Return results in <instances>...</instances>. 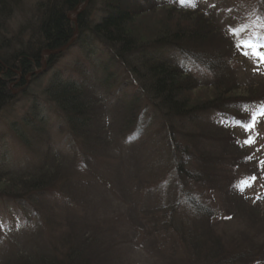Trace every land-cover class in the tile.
I'll return each instance as SVG.
<instances>
[{
	"label": "trees",
	"instance_id": "trees-1",
	"mask_svg": "<svg viewBox=\"0 0 264 264\" xmlns=\"http://www.w3.org/2000/svg\"><path fill=\"white\" fill-rule=\"evenodd\" d=\"M93 1L0 0V113L9 104L19 102V98L28 97L29 81L36 82L43 75H34L41 67V60L46 62L48 69L56 65L64 52L54 53L67 46L75 32L77 39H74L72 46L77 42L84 52V61L79 66L55 71L59 68L54 67L41 90L42 102L49 105L53 116L60 122L57 123L58 128L66 133L64 141L71 146H67V153L59 150L52 152L42 141L22 137L20 147L27 153L25 160L12 167L0 166V204L3 205L0 211V264H92V256L98 251L95 241L102 240L89 237L85 230L78 237L69 231L56 238L55 230L61 225L53 222L47 210L43 223L41 214L34 206L57 194L67 198L68 201L62 203L65 206L69 200H75L74 197L82 204L94 200L93 195H84L82 199L83 193L78 194L80 179H75L77 168L84 174L89 173L93 180L98 179L95 174L98 157L103 154L104 160L116 158L114 154L120 143L130 145L140 139L142 134L136 136L133 130L141 122L157 120L162 125L160 131L153 130L149 140H156L169 148L170 158L164 155L166 162L161 163L165 162L167 170L170 166V171H175L174 184H183V188H186L199 183L209 186L214 193L219 192L222 179L228 177L229 151L235 150L230 158L235 157L232 161L239 164L234 167L245 160L244 156H238L241 155L240 146L234 148L229 143L231 146L227 147L224 146L226 142L221 147V155L219 147L215 152L208 150L207 144L221 145L216 138L240 131V125H247L244 127L248 129V109L252 102L259 105L252 113L264 109L262 99L245 100L243 96L242 99L232 100L234 98L230 95V92L241 90L232 62L243 58L234 36H243L252 26L255 36H260L264 44V15L261 13L246 15L239 20L236 16L231 18L227 15L228 9L224 4L215 8L216 13L208 16L170 4H154L151 0H101L103 17L91 18L89 12ZM85 4L87 6L71 19L70 13L79 11ZM161 10L167 13L181 12L179 14L186 18V26L170 21L168 26L158 29L155 36L143 37L142 31L137 29L135 18L138 14L144 16L151 11ZM129 11H133V14ZM222 13L226 16L224 21L218 17ZM16 18L19 22L11 28ZM179 24L184 29L178 30ZM85 36L93 39L98 47L86 48L82 42ZM203 44L207 48L202 51ZM196 45H200L199 49ZM191 50L195 52L194 55H191ZM45 52L51 54L45 56ZM172 53L176 54V58ZM194 57L206 69L196 73L202 76L200 78L189 65ZM116 64L121 75L112 70ZM226 80L231 82L232 87L226 85ZM220 82L222 85L215 86ZM128 86L132 96L127 98L124 92H128ZM209 87H214V91L204 96L197 93ZM251 89L248 88L249 95ZM216 91L220 93L219 97ZM32 102L31 108L34 109L38 99L33 98ZM111 109L117 111L113 119L110 118ZM36 113L37 110L32 116L23 117L21 124L40 135L43 133L38 126L41 122L49 121L40 115V121L35 123ZM201 119H204L202 124L206 121V128L198 131L201 124L197 122ZM98 125L109 129L106 132L102 128L98 130ZM197 132L200 134L197 135ZM122 159H126L127 165H130L129 156L122 154ZM190 166L194 169L192 172L189 171ZM177 185L173 192L178 193ZM172 186L168 192H172ZM85 189L86 193L91 191V188ZM211 191L209 194H212ZM178 195L181 197L172 205L174 207L170 214L158 220L164 233L172 231L179 237L171 241L166 248L167 257L161 262L244 264L241 261L244 258L247 263L252 262L247 251L244 255V251L240 252L241 247L235 242L237 237H232V245L230 240V249L224 245L222 236L214 235L211 220L215 215L212 210L189 192ZM227 196L224 194V200L231 203ZM100 200L106 203L88 209L95 212L93 221L101 225L95 216L104 210H112L114 202L106 198L105 193ZM228 204V212H231L232 206L234 210L238 208L235 204ZM179 206L186 207L187 212L190 211V215L199 221L198 229L186 227L182 221L174 224V214ZM138 207L139 204L133 203V210ZM140 207L145 210L143 216L152 214L149 212L151 206ZM67 208L61 207L60 210ZM263 222L264 216L258 219L257 224L263 226ZM240 235L242 239L246 236L244 232Z\"/></svg>",
	"mask_w": 264,
	"mask_h": 264
},
{
	"label": "rangeland",
	"instance_id": "rangeland-1",
	"mask_svg": "<svg viewBox=\"0 0 264 264\" xmlns=\"http://www.w3.org/2000/svg\"><path fill=\"white\" fill-rule=\"evenodd\" d=\"M246 1L249 5H253L257 0ZM103 10L101 0H94L89 12L91 18L92 16H95V18L103 17ZM129 13L133 14V11H129ZM179 13L181 12L167 13V11L161 10L151 11L144 16L138 14L135 18V24L137 29L142 31L141 35L143 37L151 38L155 36L154 33L158 29L168 26L170 21H176L186 26V18ZM18 22L19 19L16 18L12 22L11 28H14ZM180 24L178 30L184 29ZM92 40L90 37L85 36L82 42L86 48H97L98 46L96 47ZM238 41L240 44H244L245 37ZM196 46L199 49L200 45ZM203 47L201 48L202 51L207 48L204 44ZM248 54L253 56L251 52H248ZM102 55L105 56V54ZM171 55L176 58L175 53ZM254 56L256 58L245 56L243 60L239 58L238 62H236L237 59L232 62L234 68H236L237 80L241 83L240 91L230 92L231 97L234 98L232 100L242 99L244 96L245 100L262 99L264 104V62H261L257 55ZM83 57V48L76 42L68 51L64 52L59 62L46 70L36 82L29 81L28 97L19 98V102L9 104V107L0 113V166L10 165L12 167L14 164L19 165L20 161L25 160V154L27 155V153H25L24 148L20 147V139L22 137L42 141L52 152L59 150L65 153L67 146L71 147L69 142L64 141L66 133L61 132L58 128L57 123L60 124L58 118L53 116L54 112H52L49 105L42 102L41 90L46 86L47 79L53 72L54 67L57 66L56 68H59L54 69L55 71L79 66L84 61ZM112 70H115V74L121 75L117 64L113 66ZM196 76L202 77L197 74ZM225 83L226 85H231L228 80ZM219 84L222 85L220 82L215 84V86ZM214 87H209L206 91H198L197 93L200 96H204V94L214 91ZM127 88L129 89L128 92L124 93L126 94L125 97L128 98V96L132 95L129 93L131 91L130 87L128 86ZM248 88H252L251 95L248 94ZM219 94L216 91L217 97H219ZM16 95L18 96V94ZM33 98L38 99V102H35L34 109L31 108L33 106ZM250 105L248 109L250 112L248 129H243L234 134H222L223 138H216V141L218 140L221 145L207 144L208 150L215 152H217L216 149L219 147V154L221 155L223 152L221 147L226 142L227 145L224 146L230 147L232 145L234 148L238 146L242 148L240 151L241 155L238 154V156H244L243 160L245 161L236 167L234 166L239 163L232 161L235 160V157L230 158V156H234L235 150L229 151L230 155L227 162L229 173L228 177L222 179L223 184L219 187V192L213 193L209 190V186L205 187L199 183L191 184L186 188H183V184H174L175 171H170V166L169 170L165 168L166 157L163 158L164 155L168 159L170 158L168 154L169 148L165 145L162 146L161 142L156 140L151 142L149 140V135L153 130L160 131L162 127L155 120V122L153 121L154 123L141 122V129H146L144 131L145 136L135 140L130 145L120 143L116 154H114L117 156L116 158L104 160L103 156L105 155L103 154L98 157L95 168V174L98 179L93 180V176L89 173H82L78 168L77 171L75 170V179H80L78 180V189H80L78 194L83 193L82 199L84 195H93L95 197L94 200H90L87 204H82L77 197H74L75 200H69L68 208L65 211H61V207H67L62 203L68 200L65 196L57 194L55 197L46 200V202L36 204L34 207L41 214L43 223L45 222L44 215L45 213L47 214V210L50 212L48 213L54 220L53 222L61 225L60 228L58 227L55 230L56 238L65 235L69 231L74 232L78 237L81 231L85 230L86 234H90L89 237L94 236L101 239L102 242L95 241L97 242L98 251L92 256V264H168L169 261L161 262L164 260L163 258L167 257L166 248L171 244V241H176L175 239L179 237L172 231L167 234L164 233L163 228H161L162 223H159L158 220L162 219V216L170 214L171 208L174 207L172 205L175 204L174 202L177 198L181 197L178 193L183 192L186 195L189 192L196 200L199 199L203 205L214 212L215 218L211 220L215 232L214 235L222 236V239H225L226 243L224 242V245L226 247L228 246L232 249L231 245L234 241L232 237H237L238 239H235V242L241 247L240 252L244 251L242 255L247 251L249 260L255 264H264V225L260 226V224H257L258 219L264 216V109L259 112L261 114L259 116V114L252 113L259 107L258 102H252ZM36 110L37 113L34 114L36 115L35 123L40 121V115L49 121V123L41 122L40 126H38L43 133L40 135L35 134L33 130L21 124L23 117L25 118L26 115L32 116V113ZM116 112L115 109H111L110 118L116 117ZM202 121L204 119L197 122L201 124V128L197 129L198 131L206 128V121L204 124H202ZM115 122L117 123L116 120ZM99 128L104 129L102 125H98L97 129L99 130ZM108 129H104V132L108 131ZM199 134L197 132V135ZM195 145L196 147L198 146L196 142ZM122 154L131 158V166L127 165L126 159H122ZM245 156H247L246 159ZM77 158L75 159V165ZM163 161H165L164 165L161 163ZM193 170V167L190 166L189 171L192 172ZM171 185H173L172 192H168ZM176 185L178 186V193L173 192ZM85 188H91V191L86 193ZM209 191L212 194H209ZM104 193L106 198L113 200L114 208L112 210H104L101 214L95 216V219L101 222L100 225L99 222L95 223L93 221L95 212L88 208H95L96 205H100L103 202L106 203L100 200ZM239 193L241 194L239 195ZM224 194L225 196L230 194L227 197L231 199L232 205L235 204L238 207L237 209L234 210V206H232L233 209L228 212L230 209L226 207V204L230 202L224 200ZM172 197L174 200L170 202L168 199H172ZM5 203L9 206L8 202ZM133 203L139 204L138 209L133 210ZM231 203L228 205L230 206ZM28 205L31 208L32 204ZM140 205L151 206L152 208L150 209L149 207V212L152 214L147 217L143 216L145 210L143 211ZM2 207L1 203L0 211ZM185 208L181 206L176 208L174 224L182 221L183 223L185 222L186 227L194 226L195 229H198L196 226L199 225V221L194 219L190 215V211L187 212L188 209L186 210ZM81 226L83 229H81ZM242 232L246 235L243 239L240 235ZM230 240L232 241L231 245L229 244ZM176 247L178 248L179 246ZM60 252L63 253L62 248H60ZM60 252L58 253L59 257L61 256ZM244 259L241 260L244 264L252 263H247Z\"/></svg>",
	"mask_w": 264,
	"mask_h": 264
},
{
	"label": "bare ground",
	"instance_id": "bare-ground-1",
	"mask_svg": "<svg viewBox=\"0 0 264 264\" xmlns=\"http://www.w3.org/2000/svg\"><path fill=\"white\" fill-rule=\"evenodd\" d=\"M192 49H194V45H193V48ZM190 53H192L191 55H194L193 53H195V52L192 51ZM41 61H42V64H41L40 69L37 70V71H35L37 73V75L44 74L46 72V70H48L46 62L44 60H41Z\"/></svg>",
	"mask_w": 264,
	"mask_h": 264
},
{
	"label": "snow or ice",
	"instance_id": "snow-or-ice-1",
	"mask_svg": "<svg viewBox=\"0 0 264 264\" xmlns=\"http://www.w3.org/2000/svg\"><path fill=\"white\" fill-rule=\"evenodd\" d=\"M254 54L258 56L261 62H264V52H260L259 50H256ZM249 142H252V141H249Z\"/></svg>",
	"mask_w": 264,
	"mask_h": 264
},
{
	"label": "water",
	"instance_id": "water-1",
	"mask_svg": "<svg viewBox=\"0 0 264 264\" xmlns=\"http://www.w3.org/2000/svg\"><path fill=\"white\" fill-rule=\"evenodd\" d=\"M78 14V13H77ZM48 54V53H47Z\"/></svg>",
	"mask_w": 264,
	"mask_h": 264
}]
</instances>
